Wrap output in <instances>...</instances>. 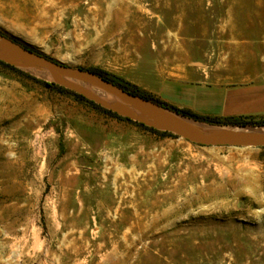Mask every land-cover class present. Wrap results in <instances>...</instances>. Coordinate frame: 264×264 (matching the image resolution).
Returning a JSON list of instances; mask_svg holds the SVG:
<instances>
[{"label":"rangeland","instance_id":"rangeland-1","mask_svg":"<svg viewBox=\"0 0 264 264\" xmlns=\"http://www.w3.org/2000/svg\"><path fill=\"white\" fill-rule=\"evenodd\" d=\"M262 15L264 0H0V37L137 86L264 44ZM3 63L24 75L0 64V264H264V147L161 137Z\"/></svg>","mask_w":264,"mask_h":264},{"label":"crops","instance_id":"crops-1","mask_svg":"<svg viewBox=\"0 0 264 264\" xmlns=\"http://www.w3.org/2000/svg\"><path fill=\"white\" fill-rule=\"evenodd\" d=\"M226 19L240 20L242 15L229 12ZM226 26L232 30L243 25L230 22ZM233 48L235 53L213 64L192 66V62L182 61L173 67L158 65L151 70L150 84L132 82L179 109L201 116L264 120V44L239 42Z\"/></svg>","mask_w":264,"mask_h":264},{"label":"water","instance_id":"water-1","mask_svg":"<svg viewBox=\"0 0 264 264\" xmlns=\"http://www.w3.org/2000/svg\"><path fill=\"white\" fill-rule=\"evenodd\" d=\"M0 61L17 63L45 72L58 83L107 106L119 115L135 121L148 122L164 132L172 133L193 144L208 147H264V134L256 130L263 127L230 126L232 128L230 131L227 126L210 125L186 118L142 97L132 95L88 70L72 68L2 37H0ZM73 82L97 87L105 94L122 100L123 103L112 101L115 102L113 105L99 95L77 87ZM175 118H180L182 121L178 122ZM188 121L193 123L190 124ZM205 126L214 127L215 130L209 131Z\"/></svg>","mask_w":264,"mask_h":264},{"label":"trees","instance_id":"trees-1","mask_svg":"<svg viewBox=\"0 0 264 264\" xmlns=\"http://www.w3.org/2000/svg\"><path fill=\"white\" fill-rule=\"evenodd\" d=\"M35 52V51H34ZM49 58V57H48ZM52 59V58H50ZM0 64L3 65L4 67H7L9 69H11L13 72L17 73V74H21L24 75L23 72L19 71L18 69L11 67L5 63H3L2 61H0ZM83 69V68H82ZM84 70H88L100 77H102L103 79L107 80L108 82L113 83L114 85L122 88L124 91L135 95V96H139L142 97L146 100H149L153 103L158 104L159 106L168 109L170 111H173L181 116H184L186 118L189 119H193L195 121L198 122H203V123H207L210 125H216V126H233V127H248V126H252V127H264V121H253L251 119H246V118H226V119H222V118H212V117H205V116H201L196 114L195 112L191 111V110H187V109H179L163 100H161L160 98L154 96L151 93H148L146 91H144L143 89H141L138 86H135L131 83H129L128 81L124 80L123 78H120L116 75H113L111 73H108L107 71H104L102 69H98V68H91V69H84ZM46 86L48 87H55L58 89L59 92L63 93V94H70L72 96H75L79 101L81 102H86L88 104H90L94 109H96L97 111H99L102 114H105L107 116H110L112 118H115L117 120L120 121H125V122H129V123H135L138 126L142 127L143 129L154 133L158 136L161 137H169V136H173L171 133L168 132H160L157 131L153 128L147 127L141 123H136L134 121H132L129 118H124L121 117L120 115H118L117 113L111 111V110H107L103 107H101L100 105L88 100L86 97L79 95L77 93H74L73 91H70L68 89H65L63 87H58L55 86L53 84H48V83H44Z\"/></svg>","mask_w":264,"mask_h":264},{"label":"bare ground","instance_id":"bare-ground-1","mask_svg":"<svg viewBox=\"0 0 264 264\" xmlns=\"http://www.w3.org/2000/svg\"><path fill=\"white\" fill-rule=\"evenodd\" d=\"M46 77L47 78H50L49 77V75H46ZM113 103V105H115L114 103L115 102H112ZM175 120L176 121H178V122H181L182 120L180 119V118H175ZM188 123H190V124H192L193 123V121H188ZM205 129H207V130H209V131H214L215 130V128L214 127H209V126H205ZM228 130H230V131H232V128H227ZM234 129V128H233ZM259 133H262V134H264V127L263 128H259V129H256Z\"/></svg>","mask_w":264,"mask_h":264}]
</instances>
